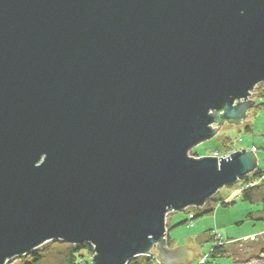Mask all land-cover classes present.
I'll use <instances>...</instances> for the list:
<instances>
[{"label": "water", "instance_id": "1", "mask_svg": "<svg viewBox=\"0 0 264 264\" xmlns=\"http://www.w3.org/2000/svg\"><path fill=\"white\" fill-rule=\"evenodd\" d=\"M262 82L264 0H0V264L54 239L191 264L166 215L258 160L189 151Z\"/></svg>", "mask_w": 264, "mask_h": 264}, {"label": "rangeland", "instance_id": "2", "mask_svg": "<svg viewBox=\"0 0 264 264\" xmlns=\"http://www.w3.org/2000/svg\"><path fill=\"white\" fill-rule=\"evenodd\" d=\"M256 87L250 96L255 104L248 110L244 121L240 124L224 122L214 137L196 145L189 155L194 156L192 152H196L200 156H208L215 147L222 149L223 154H228L240 149L250 150L253 146L258 168L264 170V105ZM261 87L264 88V84ZM246 126L250 127L249 132L245 131ZM224 139H229V146L223 143ZM239 184L241 180L223 186L215 194L228 205L223 206L220 201L213 206L211 213L190 220L194 213L207 208L208 204L197 209L190 207L172 211L166 215V227L170 228L173 242L193 250L196 259L191 264H198L201 257H204L201 264H264V190L256 193L252 202L243 199ZM184 220L187 221L182 223ZM216 239L222 240L224 255L209 258L207 253L216 245ZM71 246L75 245L58 239L49 240L24 255L8 259L5 264H32V257L36 254L41 258L40 264H68ZM152 251L157 254L155 248ZM80 253L83 256L78 257L77 262L91 264L94 251L82 250Z\"/></svg>", "mask_w": 264, "mask_h": 264}, {"label": "trees", "instance_id": "3", "mask_svg": "<svg viewBox=\"0 0 264 264\" xmlns=\"http://www.w3.org/2000/svg\"><path fill=\"white\" fill-rule=\"evenodd\" d=\"M261 84L264 83H260L258 84V86L256 87V89H258L257 94L259 96H262L264 98V88L261 87ZM263 104V102H261ZM264 105V104H263ZM245 131L249 132L250 131V127L246 126L245 127ZM223 143L226 144V146H229L230 142L229 139H224ZM228 143V144H227ZM213 151H217V152H224L222 149H220L219 147H215L213 149ZM212 151V152H213ZM192 154H194V156H200L198 153L196 152H192ZM259 181L258 184L254 185V186H249L247 188H244L241 192H242V197L244 200H248V201H254L255 197H256V193H259V191L264 190V170L259 169L258 167L256 168L255 171H253V173L245 176L242 180H241V185H248L251 181ZM240 185V184H239ZM264 192V191H263ZM221 200L219 198H217L215 195L210 198L205 205L209 206L207 208H203V210L197 211L196 213H194L192 215V218L190 220H193L195 218H197L198 216H202L204 214L207 213H211L213 211V206L215 204H217L218 202H220ZM262 201L264 202V196L262 197ZM212 204V205H211ZM221 205L223 206H227L228 203L225 201H221ZM197 209V208H196ZM187 220H184L182 223H185ZM169 230V227L167 228ZM82 250H87V251H91L93 252V247L92 245H90L89 243H83L80 246H71L69 248L68 251V264H80L77 262V258H81L83 255L80 253ZM209 258H216L219 256H223L224 255V248L220 245H215L212 247V249L207 253ZM41 262V258L39 257V255H34L32 257V264H40ZM151 263V259L148 258L147 256H137L133 259H131L127 264H150ZM210 263V262H208ZM84 264H90V263H84Z\"/></svg>", "mask_w": 264, "mask_h": 264}, {"label": "built area", "instance_id": "4", "mask_svg": "<svg viewBox=\"0 0 264 264\" xmlns=\"http://www.w3.org/2000/svg\"><path fill=\"white\" fill-rule=\"evenodd\" d=\"M253 95V94H252ZM262 102H263V104H264V98L263 97H260L259 98ZM263 143H264V138H263ZM252 150H254V147L252 148ZM229 154V153H228ZM228 154H223L222 152H217V151H213L212 153H211V156H214V157H217V158H220V157H224V156H227ZM259 183V181H251L248 185H239L240 186V190L242 191L244 188H247V187H251V186H254V185H256V184H258ZM217 235L218 236H221L219 233H217ZM216 241V245H218V246H220V245H222V240L221 239H216L215 240ZM154 251H150L149 253H147L146 255H144V256H147L148 258H150L151 259V263L150 264H162L161 263V261L159 260V258L157 257V255H155L154 253H153ZM204 262V257H201V259L199 260V262H198V264H201V263H203Z\"/></svg>", "mask_w": 264, "mask_h": 264}, {"label": "crops", "instance_id": "5", "mask_svg": "<svg viewBox=\"0 0 264 264\" xmlns=\"http://www.w3.org/2000/svg\"><path fill=\"white\" fill-rule=\"evenodd\" d=\"M249 110V109H248ZM248 110H247V112H248ZM252 148H253V146H252ZM251 148V149H252ZM254 152L256 151L255 150V148H254V150H253ZM256 153V152H255ZM170 228H169V230L167 231V248L168 249H173V248H175V247H177V245L175 244V242H173V239L170 237ZM190 251H192V262H193V258H194V252H193V250L190 248V247H188V246H186ZM157 255V257H158V253L156 254ZM159 258V257H158ZM191 262V263H192Z\"/></svg>", "mask_w": 264, "mask_h": 264}]
</instances>
